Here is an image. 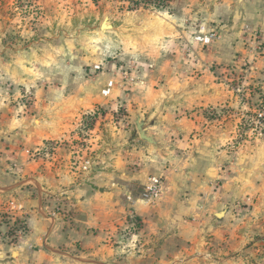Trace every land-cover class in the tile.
Masks as SVG:
<instances>
[{
    "label": "crops",
    "instance_id": "1",
    "mask_svg": "<svg viewBox=\"0 0 264 264\" xmlns=\"http://www.w3.org/2000/svg\"><path fill=\"white\" fill-rule=\"evenodd\" d=\"M178 1H190L193 13L221 37L218 55L198 52L199 72L181 73L174 57L159 53L172 47L169 35L183 33L177 24L183 15L158 13L156 24L144 26L138 47L164 84L127 104V125L97 111L112 82L86 88L77 63L86 58L74 59L64 49L63 58L51 64L62 84L49 85L45 98L31 92L36 99L30 110L20 116L18 108L1 120L7 157L0 167V209L23 217L28 232L17 248L0 244V264H264L255 247H264V138L231 148V120L200 113L233 96L214 86V74L217 65L230 66L234 55L244 53L245 26L263 38L253 77L264 99V0ZM40 59L7 73L25 81L31 71L32 87ZM93 111L99 116L92 126L77 123ZM137 123L149 140L140 137ZM45 140L57 143L48 156L20 152L40 149ZM161 174L165 189L159 200L146 203L134 194L132 185ZM244 198L252 202L240 207Z\"/></svg>",
    "mask_w": 264,
    "mask_h": 264
},
{
    "label": "rangeland",
    "instance_id": "2",
    "mask_svg": "<svg viewBox=\"0 0 264 264\" xmlns=\"http://www.w3.org/2000/svg\"><path fill=\"white\" fill-rule=\"evenodd\" d=\"M193 9L190 1L178 0H0V122L13 111L17 112L18 108L20 116L25 110H30L36 99L31 92H38L37 99H41V96L45 98L49 85L62 84L60 76L52 74L51 64L54 58H63V51L68 50L74 59L86 58L85 61H77L86 88L99 86L100 89L112 82L113 90L107 96L100 93L106 100L103 107L97 109L98 113H102L100 110L107 111L116 124L127 125V104L139 99L147 88H158V85L164 84L162 77L155 73L156 66L145 58L143 47H138L145 38L144 26L156 24L158 13L170 11L183 15L177 22L183 33L178 38L169 35L172 47L159 53L162 58L174 57L176 63H180L181 73L199 72L195 60L199 58L198 52L205 56L217 53L221 37L207 22H201ZM246 28L255 32L259 39L246 33ZM259 32L250 26L243 27L240 41L244 53L234 55L230 66L215 65L219 72L214 74V86L232 92L229 103L223 102L221 106L205 107L200 111L207 119L225 117L231 120L234 127L231 148L243 140L251 142L264 138V99L260 97L263 90L259 87L256 74L253 77V70L263 50V38ZM210 33H215L210 43H203L197 38ZM68 42L75 44L73 49L68 47ZM35 59H40L42 63L37 68V81L32 86L34 89H31L29 78L31 71L25 81L21 76L17 81L15 76L13 78L7 73H16L17 64L23 68L24 64L35 63ZM169 67L173 71L176 65ZM209 69L210 65L200 67V70ZM150 79L152 82L147 83ZM190 83L183 82L187 87ZM7 107L10 109L8 112ZM99 114L96 111L85 113L79 116L77 123H82L85 128L90 127L94 124V116ZM103 134L105 138L109 137L108 131H103ZM3 142L0 143V167L7 157V143ZM56 145L52 140H45L39 145L40 149L20 152L30 157L48 156ZM156 176L161 177L164 192L165 175ZM224 179H219V183ZM144 186L145 183L139 182L132 185L134 194L139 197ZM251 202L250 198H244L240 207H247ZM27 232L23 217L17 218L10 210L0 209V244L17 248ZM255 247H259L264 255V247L260 248V243Z\"/></svg>",
    "mask_w": 264,
    "mask_h": 264
},
{
    "label": "built area",
    "instance_id": "3",
    "mask_svg": "<svg viewBox=\"0 0 264 264\" xmlns=\"http://www.w3.org/2000/svg\"><path fill=\"white\" fill-rule=\"evenodd\" d=\"M250 30H251L250 28H246L244 31L246 33H248L249 35H253V37H255V39H259L258 36L256 35V33L252 32ZM214 34L215 33H210V34H206L204 36H198L197 38H199L201 41H203V43H210L213 40ZM259 48H260V45H259ZM109 85H110L109 87L107 86V88L105 90H103V93L105 95L109 94V92H110L111 83H109ZM162 192H163V186H162L161 177L152 175V176L148 177V179L145 183V186H144V188L140 194V199L146 203H154L161 197ZM128 199H131V198L128 196Z\"/></svg>",
    "mask_w": 264,
    "mask_h": 264
},
{
    "label": "water",
    "instance_id": "4",
    "mask_svg": "<svg viewBox=\"0 0 264 264\" xmlns=\"http://www.w3.org/2000/svg\"><path fill=\"white\" fill-rule=\"evenodd\" d=\"M103 26V24H101V27ZM137 128L139 129V134L140 137L146 140H149V138L147 136H145V134L143 133V131L141 130V124L137 123Z\"/></svg>",
    "mask_w": 264,
    "mask_h": 264
}]
</instances>
